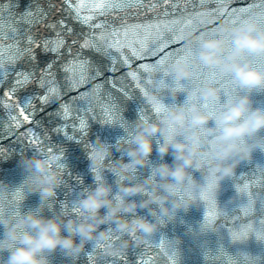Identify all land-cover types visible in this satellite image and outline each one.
<instances>
[{
    "label": "clouds",
    "instance_id": "1",
    "mask_svg": "<svg viewBox=\"0 0 264 264\" xmlns=\"http://www.w3.org/2000/svg\"><path fill=\"white\" fill-rule=\"evenodd\" d=\"M185 37L188 45L198 44L195 56L174 60L172 77L152 68L143 78L145 101L159 112H140L134 123L123 124L114 143L97 136L87 145L93 184L71 202L60 200L56 207L68 167L63 149L37 146L21 161L27 173L21 184L0 181V264H53L57 251L74 260L88 244H101L109 254L140 246L181 211L199 205L200 193L215 194L254 152H264V104L255 99L264 91V64L258 63L264 57V7L242 21H222L215 34L189 28ZM201 66L219 69L236 87L228 91L216 79L184 83ZM113 148L121 153L116 159ZM28 193L40 199L25 210ZM216 227L204 218L187 231L200 235ZM179 243V237L168 239L177 256Z\"/></svg>",
    "mask_w": 264,
    "mask_h": 264
},
{
    "label": "snow or ice",
    "instance_id": "2",
    "mask_svg": "<svg viewBox=\"0 0 264 264\" xmlns=\"http://www.w3.org/2000/svg\"><path fill=\"white\" fill-rule=\"evenodd\" d=\"M235 3L236 0H62L60 18L49 21L55 7L52 3L46 9L43 0H0V105L9 112L8 126L18 129L21 117L23 121L31 120L29 109L32 112L38 110L33 101L47 105L53 99L61 101V115L66 123L81 131L87 127L89 114L115 119L117 113L110 102L106 84L115 87L119 83V89L125 95L131 89L146 94L143 78L150 69L158 68L164 78L172 77L171 63L174 60L197 54L198 44L188 45L186 42V29L215 34L222 21L239 22L264 7V0H244L241 6H233ZM146 14H152L153 18L145 19L143 23H127L129 17ZM206 14L216 19L206 20ZM41 24L45 31L38 27ZM172 44L179 46L168 50ZM86 49L103 54L107 63L87 56ZM132 57L146 62L118 79L94 83L106 71H118V63L130 66ZM155 57L158 58L148 59ZM258 63L264 64V57L258 58ZM205 68L208 67H198L192 80L184 83L211 77L236 87V83L219 69L211 68L213 71L206 76ZM61 70L63 84L69 91L92 84L89 90L81 91L73 98L71 104L63 102L66 93L61 91V81L57 79ZM21 93H24L23 98H18ZM78 100L88 102L85 111H77ZM146 104L142 114L159 112L158 106L147 101ZM12 112L16 115H11ZM22 135L36 146L43 145L33 128H28ZM3 151L0 148V153ZM232 177L234 180L243 179V183L236 184L239 196L230 210L218 204L213 192L199 194V199L208 208L204 218L225 229L232 242H244L251 235L264 242V167H258L247 176ZM141 245L148 253L154 251L148 241ZM164 247L165 244L161 243V248ZM167 249L163 253V264H178L177 255L168 244ZM145 254L141 252L139 260L130 261L126 251L109 254L103 245L97 244L88 253V258L90 264H157L160 254L147 260ZM204 256L208 264H264V249L259 252L246 248L231 251L223 243L216 248L205 247ZM116 257L122 259L116 261Z\"/></svg>",
    "mask_w": 264,
    "mask_h": 264
},
{
    "label": "water",
    "instance_id": "3",
    "mask_svg": "<svg viewBox=\"0 0 264 264\" xmlns=\"http://www.w3.org/2000/svg\"><path fill=\"white\" fill-rule=\"evenodd\" d=\"M49 3L55 5L52 9L48 20L60 18V6L62 0H43V6L47 9ZM244 0H236L233 6H241ZM152 14H146L142 17H129L127 23H143L145 19H152ZM41 31H45L43 24L38 25ZM84 31H88L87 27ZM177 44L169 46L168 50H173L178 47ZM115 54V50H113ZM66 54V53H65ZM87 56H91L93 59H100L107 63V57H104L101 53H96L90 49L85 50ZM126 54H129L126 50ZM51 55V54H50ZM148 58L149 60L157 59ZM133 63L129 65H123L118 63V71H106L103 77H100L94 83H103L105 80L118 79L121 75L127 73L130 70L136 69L140 63L146 62L138 58H131ZM205 75L213 71L211 68H205ZM61 81L59 85L62 92H65L64 103H72L73 98L77 97L81 91H87L92 87V84H86L78 89L67 90L66 85L63 84V73L57 77ZM130 79V78H129ZM208 79H213L209 77ZM207 79V80H208ZM216 80L228 91L234 89L227 84L226 81ZM107 92L111 95V104L114 106V111L117 116L113 120H107L99 114H89L87 120V127L81 131L78 128L72 127L71 124H67L61 115V101L53 99L47 105H42L39 101H33L37 107V111L29 112L32 114V119L29 121H23L20 127H9V112L3 105H0V148L4 149L0 153V181L15 186L23 182L26 171L21 164L22 159L25 156H32L37 151V146L31 143L25 135H22L28 128H33L35 132L40 135L43 144L53 149H63L65 153V161L67 163V171L64 184L58 189L56 207L59 208V201L65 200L71 202L80 190L88 185L93 184V173L90 170V160L88 157V147L90 143L96 141V137L100 136L102 139L109 142H115L117 137L124 134L123 124H132L138 118L142 109L147 108V104L142 92L139 89H131L128 95H125L120 91V84L116 83L115 87L112 84L105 85ZM24 93L20 94L23 98ZM177 99L182 100L183 94ZM255 99L258 103L264 104V91L257 93ZM26 106V105H25ZM88 107L86 100H78L76 102L77 111H85ZM99 112V109H97ZM11 115H16L12 112ZM115 148H113L112 159H116L120 156ZM154 161H158L159 157L155 151L152 153ZM127 159V157H125ZM165 159L171 160L172 157L166 156ZM258 167H264V152L257 150L253 153L250 160L242 162L236 169L235 176L241 177V174L247 176L249 173L258 170ZM147 169H142L141 174H146ZM105 175L109 181H113L114 177L111 172H105ZM199 176V173H196ZM237 183H243V179L234 180L233 177L225 179L221 182L219 190L215 193L216 200L221 207L231 209L236 198L239 196L236 189ZM139 198V197H137ZM39 193L26 194L23 202V207L26 210L29 207H34L39 202ZM208 210L207 205L201 201L199 205H193L189 210L181 211L174 221L162 226L148 241L150 248L154 249L153 252L148 253L142 246H130L126 252L130 261L139 260L140 253H146L144 259L149 257L157 258V254H160L157 258V264H163L165 257L163 253L166 252L168 239L174 237L180 238L178 244L179 254L177 256L178 264H208V261L204 256L205 247L216 248L219 244L223 243L231 251H236L240 248H246L252 252H259L264 249V242L258 241L254 235H251L244 242H232L225 229L217 227L214 231H208L200 235L189 233L187 228L189 225L193 228H197L199 223L204 219V214ZM144 212V210H140ZM230 214H234L231 213ZM2 231V229H0ZM161 243L165 244L164 248H161ZM94 245H86L85 251L82 252L76 259H71L62 255L57 251L53 256V264H90L88 253L93 250ZM5 257L7 253L4 254ZM170 255V253H169ZM109 260L113 259L108 257ZM116 261L122 259L121 257L114 258Z\"/></svg>",
    "mask_w": 264,
    "mask_h": 264
}]
</instances>
